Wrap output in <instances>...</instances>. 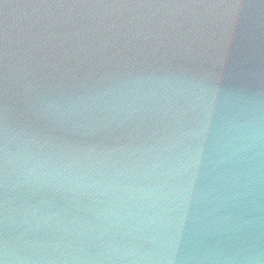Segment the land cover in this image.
<instances>
[{"label":"water","instance_id":"obj_1","mask_svg":"<svg viewBox=\"0 0 264 264\" xmlns=\"http://www.w3.org/2000/svg\"><path fill=\"white\" fill-rule=\"evenodd\" d=\"M0 264H264V0H0Z\"/></svg>","mask_w":264,"mask_h":264}]
</instances>
